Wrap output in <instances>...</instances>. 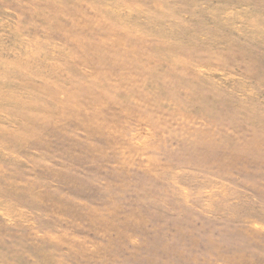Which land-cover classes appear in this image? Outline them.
<instances>
[{"label": "rangeland", "instance_id": "1", "mask_svg": "<svg viewBox=\"0 0 264 264\" xmlns=\"http://www.w3.org/2000/svg\"><path fill=\"white\" fill-rule=\"evenodd\" d=\"M0 264H264V0H0Z\"/></svg>", "mask_w": 264, "mask_h": 264}]
</instances>
